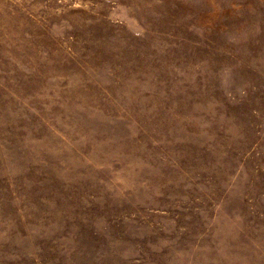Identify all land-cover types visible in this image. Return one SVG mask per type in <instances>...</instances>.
Segmentation results:
<instances>
[{"label": "rangeland", "instance_id": "rangeland-1", "mask_svg": "<svg viewBox=\"0 0 264 264\" xmlns=\"http://www.w3.org/2000/svg\"><path fill=\"white\" fill-rule=\"evenodd\" d=\"M0 264H264V0H0Z\"/></svg>", "mask_w": 264, "mask_h": 264}]
</instances>
